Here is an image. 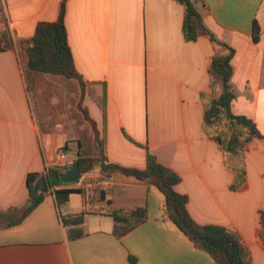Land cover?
Returning <instances> with one entry per match:
<instances>
[{
    "label": "crops",
    "instance_id": "1",
    "mask_svg": "<svg viewBox=\"0 0 264 264\" xmlns=\"http://www.w3.org/2000/svg\"><path fill=\"white\" fill-rule=\"evenodd\" d=\"M62 1L1 0L0 29L10 28L15 46L0 50V209H16L15 216L33 206L28 176L58 166L60 152L64 166L74 164L83 139L49 110L58 93L44 84L58 79L28 81L18 46L39 23L57 20ZM195 1L207 28L235 51L233 113L264 135V0ZM183 21L184 7L174 0H67L69 45L91 91L90 116L104 133L110 163L145 170L154 156L180 175L176 190L188 197L196 223L237 231L254 264H264V139H254L238 159L207 135L215 46L208 36L186 41ZM69 203L72 213L86 208L83 236L70 237L50 192L22 223L0 228V264H217L171 220L165 195L146 181L117 173L102 191L74 193ZM139 209L148 219L117 238L116 213Z\"/></svg>",
    "mask_w": 264,
    "mask_h": 264
},
{
    "label": "trees",
    "instance_id": "2",
    "mask_svg": "<svg viewBox=\"0 0 264 264\" xmlns=\"http://www.w3.org/2000/svg\"><path fill=\"white\" fill-rule=\"evenodd\" d=\"M174 1L184 7L183 34L185 40L192 42L202 36H208L215 46V54L209 69L211 96L205 106L204 129L228 157L239 159L254 139H264V135L251 119L235 115L232 111L235 93L231 79L235 51L230 45L217 39L207 28L195 0ZM66 10L67 0H63L56 21L39 23L32 38L21 40L18 43L24 56L28 81L33 77L43 78L46 75L82 81L69 45ZM259 36L260 30L256 25L254 33L256 42L259 41ZM14 46L15 42L10 28L7 26L0 30V50L14 48ZM92 123L95 130L94 137L89 135L79 141V157L75 163L68 166L47 167L42 174H30L27 183L33 206L23 209L18 216L14 215L16 209L10 212L0 209V228L22 223L33 208L41 204L51 192L56 196L61 218L69 229L70 237L77 239L83 236L84 231L81 225L87 213L86 208L72 213L69 202L72 194L78 192L84 194L85 191L69 187L70 184L62 181V176L78 164L81 174L99 167L105 177L123 173L156 186L166 197L165 210L171 220L199 248L209 252L217 264H254L250 248L237 231L217 225H200L195 222L188 211V197L176 190V186L181 181L177 172L159 163L152 155L148 156L145 170L110 163L106 157L104 133L100 134L96 124L93 121ZM234 169L238 175L245 176L244 167L235 165ZM44 183L47 184L46 188ZM147 219L146 209L127 214L116 213L114 235L122 238ZM260 223L259 237L264 244V213H262Z\"/></svg>",
    "mask_w": 264,
    "mask_h": 264
},
{
    "label": "rangeland",
    "instance_id": "3",
    "mask_svg": "<svg viewBox=\"0 0 264 264\" xmlns=\"http://www.w3.org/2000/svg\"><path fill=\"white\" fill-rule=\"evenodd\" d=\"M56 78L58 80H55V83L52 82L49 84L45 82L44 84V88H46L48 92L58 93V98H55L54 101L51 102L53 105L49 108L50 112L53 115L59 114L62 121L65 119V121H67L66 127L68 130L76 132L82 137L89 135L93 137L95 130L89 107L87 106V96H91L89 87L85 85L83 81L75 79L68 80L63 77ZM59 93L61 96H59ZM32 99L34 109L36 113H38L40 111V106L35 94L32 95ZM99 133L101 134V132Z\"/></svg>",
    "mask_w": 264,
    "mask_h": 264
},
{
    "label": "built area",
    "instance_id": "4",
    "mask_svg": "<svg viewBox=\"0 0 264 264\" xmlns=\"http://www.w3.org/2000/svg\"><path fill=\"white\" fill-rule=\"evenodd\" d=\"M58 166H64L66 164V155L63 152L57 154ZM105 177L101 169H93L87 173L81 174L80 178L73 183L74 189L80 191H86L88 193L102 191L105 187Z\"/></svg>",
    "mask_w": 264,
    "mask_h": 264
},
{
    "label": "water",
    "instance_id": "5",
    "mask_svg": "<svg viewBox=\"0 0 264 264\" xmlns=\"http://www.w3.org/2000/svg\"><path fill=\"white\" fill-rule=\"evenodd\" d=\"M81 176L80 167L78 164H75L68 172H66L62 176V181L66 184H72L76 182ZM45 188L47 187V184L44 183ZM31 205L33 202L30 203Z\"/></svg>",
    "mask_w": 264,
    "mask_h": 264
}]
</instances>
